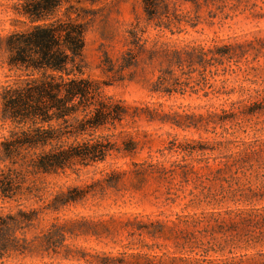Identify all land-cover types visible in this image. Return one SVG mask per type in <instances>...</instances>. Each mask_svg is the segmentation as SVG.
<instances>
[{
  "label": "trees",
  "instance_id": "1",
  "mask_svg": "<svg viewBox=\"0 0 264 264\" xmlns=\"http://www.w3.org/2000/svg\"><path fill=\"white\" fill-rule=\"evenodd\" d=\"M97 1L19 0L15 5L16 30L4 40L6 65L12 77L0 86V120L13 126L0 145L2 200L26 201L42 193L39 188L29 187L39 175L102 163L113 152L135 150L130 139L122 142V148L117 147L112 133L130 116L128 107L104 97L98 82L82 77L90 12L80 4ZM183 1L197 4V0ZM142 4L145 26L137 21L127 31L128 41L118 73L142 64L153 66L157 77L151 83V93L184 94L189 86L178 82V73L197 72L199 81L205 84L208 76L213 79L220 72L222 76L249 72L248 65L257 71L254 64L264 57V38L243 42L212 40L210 44L181 47L155 40L148 46V25L173 35L181 20L176 19L174 8L166 0H142ZM104 66L106 72L113 71L111 61L105 60ZM185 68L190 71H184ZM249 81L254 86L247 90L248 98L231 103L230 109L222 110L220 115L213 112L205 119L200 117L192 125L212 124L214 130L219 125L225 131L224 125L229 121L242 125L262 117L264 122V74H254ZM167 151L185 152L181 163L172 162L169 168L161 162L148 164L149 170L144 171L162 178L177 174L185 185L197 183L201 190L198 194L190 192V202L210 208L198 214L177 215L170 227L176 234L175 252L163 251L161 245L150 246L149 250L154 247L161 252L144 253L145 264H264V138L219 140L210 147L205 143L189 150L172 144ZM204 151L216 154L195 160L205 166L197 169L187 161L192 153ZM209 159L218 161L215 169L207 166ZM204 169L206 173H202ZM84 195L75 188L61 204L78 202ZM38 216L35 209L19 208L15 215L0 217V253L23 255L30 251L33 240L28 242L24 232L33 227ZM150 226L154 230L145 229L143 233L152 238L165 233L160 222ZM16 232L21 236H14ZM44 239L41 241L48 244L46 235ZM104 264L116 263L109 258Z\"/></svg>",
  "mask_w": 264,
  "mask_h": 264
},
{
  "label": "rangeland",
  "instance_id": "2",
  "mask_svg": "<svg viewBox=\"0 0 264 264\" xmlns=\"http://www.w3.org/2000/svg\"><path fill=\"white\" fill-rule=\"evenodd\" d=\"M18 1L0 0V86L12 77L6 65L8 54L4 40L16 30L15 5ZM166 2L181 21L173 29V35L167 30L158 32L148 25L145 34L148 46L155 40L181 47L192 43L210 44L212 40L243 42L264 38V0ZM80 7L90 12L84 38L82 77L98 82L104 97L121 101L128 107L130 116L112 133L117 147L122 148V142L130 139L135 150L132 153L113 152L102 163L76 166L55 175H39L36 183L29 187L43 192L26 201L0 198V217L15 215L19 208L35 209L39 214L33 227L24 232L28 242L33 240L30 251L23 255L0 253V264H104L109 258L116 264H145L144 253L158 255L161 252L154 247L148 249L154 245H161L163 251L171 254L175 252L176 236L170 228L171 221L177 215L198 214L210 207L190 202V192L198 194L201 190L197 183L185 185L177 174L168 178L149 174L144 171L149 170L148 164L161 162L169 168L172 162L181 163L185 152L169 153L167 148L172 144L189 150L200 144L205 146V143L210 147L219 140L238 142L264 138L262 117L242 125L226 122L225 131L219 125L215 130L212 124L192 125L200 117L205 119L213 112L220 115L222 110L230 109L231 103L248 98L250 92L247 90L254 86L249 80L254 74H264V57L254 64L255 72L248 65L249 72L238 71L224 76L220 72L219 77L211 79L208 76L205 84L199 81L197 72L178 73V82L189 86L184 94H154L149 91L157 77L153 66L142 64L118 73L128 41L127 31L137 21L141 27L145 26L142 0H98L94 4L82 2ZM105 60L113 64L112 72H106ZM184 71L190 70L185 68ZM12 129V125L0 120V145ZM215 155L204 151L186 158L198 169L205 164L195 160ZM217 162L209 159L207 166L215 169ZM2 167L0 164V169ZM75 188L85 193L83 199L61 204ZM154 222L164 225L163 236L152 238L143 233L145 229L154 230L150 226ZM44 235L48 244L41 241L45 240ZM14 236L21 235L16 232Z\"/></svg>",
  "mask_w": 264,
  "mask_h": 264
}]
</instances>
